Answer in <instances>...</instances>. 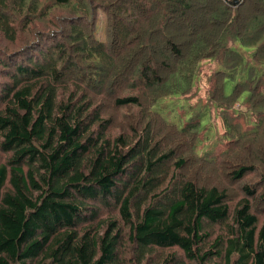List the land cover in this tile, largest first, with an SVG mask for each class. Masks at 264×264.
<instances>
[{"label": "trees", "instance_id": "1", "mask_svg": "<svg viewBox=\"0 0 264 264\" xmlns=\"http://www.w3.org/2000/svg\"><path fill=\"white\" fill-rule=\"evenodd\" d=\"M0 153V264H264V0H0Z\"/></svg>", "mask_w": 264, "mask_h": 264}, {"label": "rangeland", "instance_id": "2", "mask_svg": "<svg viewBox=\"0 0 264 264\" xmlns=\"http://www.w3.org/2000/svg\"><path fill=\"white\" fill-rule=\"evenodd\" d=\"M102 17H103V15H100V19H102ZM99 35L102 36L101 31H100ZM219 67L220 66H219L217 59H206V60L202 61L201 65H200V73H199V76H201V80H200V83H198L197 90L193 96H181V95L168 96V97H165L162 100H160L156 106L160 105L161 106L160 108H162V110H163L162 112L170 119H172L173 116L175 117V112H184V110L186 108H189V106L191 104L199 102L198 100L201 97H204V99H205V97H207V95H208L207 92H208V89L210 86V83L207 80L210 77V75H212L216 70L219 69ZM234 83H235L234 80H229L226 82V91L227 92L231 91ZM204 99H202V100H204ZM189 103H191V104L188 105ZM238 107H240L241 110H244L243 107H241V106H238ZM210 111H211L210 117H212V118H210L208 122L210 123L212 128L210 129L209 135L212 136V134L216 133L217 131H218L217 133H219L220 135L223 134L224 129L222 126L223 125L222 124V118H221V116L215 117V115L219 112V110L218 109L216 110V107L213 104H211ZM115 112L118 116L119 114L117 113V110H115ZM116 122L118 123L119 121H114V123H116ZM209 146H210V144L207 146V148ZM212 147H214V146H212ZM0 156H1V153H0Z\"/></svg>", "mask_w": 264, "mask_h": 264}, {"label": "water", "instance_id": "3", "mask_svg": "<svg viewBox=\"0 0 264 264\" xmlns=\"http://www.w3.org/2000/svg\"><path fill=\"white\" fill-rule=\"evenodd\" d=\"M230 2H231L233 5H237V3L239 2V0H230Z\"/></svg>", "mask_w": 264, "mask_h": 264}]
</instances>
